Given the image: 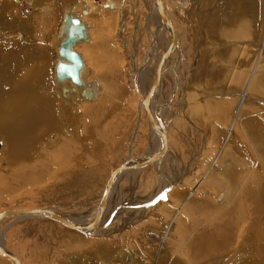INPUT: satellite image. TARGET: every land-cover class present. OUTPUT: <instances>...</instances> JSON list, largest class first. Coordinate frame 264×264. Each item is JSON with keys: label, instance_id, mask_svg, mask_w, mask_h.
Here are the masks:
<instances>
[{"label": "rangeland", "instance_id": "374dc122", "mask_svg": "<svg viewBox=\"0 0 264 264\" xmlns=\"http://www.w3.org/2000/svg\"><path fill=\"white\" fill-rule=\"evenodd\" d=\"M121 1V8L111 12L104 9H112L105 5L107 0H88V6L92 9L86 11L88 14L83 20L91 44L86 47L76 45L77 53L81 55L86 68L83 80L89 87L92 81L98 84L102 92L98 101L103 103L108 112L102 118V114L97 117L101 121L97 120L95 127L100 126L101 133L96 136L98 131L85 134L80 117L87 113V105L92 104L76 99L74 109L62 110V99L56 91L53 78L58 28L64 14L75 11L72 10L75 0H0V93H6L14 81L18 86H21L17 82L19 79L26 81L25 86L30 88L27 90H34V100L40 94L45 97L42 100L55 99L57 103L51 108L56 116L54 115L55 122L52 121L51 125L59 123L56 128L49 127L43 131L40 142L35 146L36 153L29 155L25 161L26 174L22 177L14 176L16 171L8 170L7 159L2 155V152L6 155V142L0 137V157L3 158H0V213L13 209L51 208L77 221L81 217L77 219L76 216L89 215L99 205L107 181L122 163L151 153V143L154 139L157 140L154 134L156 130L147 112L141 109L133 91L135 67L131 65L132 57L139 64L146 58L148 10L147 5L138 4V0H118V3ZM263 1L247 0L251 5L255 2L257 13L264 8ZM247 2L201 0L199 10H195L194 15L189 14L192 11L177 8L168 12L183 49L182 54L186 57L185 62L191 68L186 70V65L181 66V63L178 85L173 88L169 87L173 81L172 75L167 72L166 76H169H164V83L162 82L158 91V99L161 97L158 104L161 108L160 115L169 121L167 149L170 154L161 164L162 174L169 179H166L167 182L173 183L171 189L167 190L168 183L161 179L163 175H158L159 167L156 163L135 168L123 177L120 176L115 187L117 190L112 193L105 209L107 218L112 220L106 228L99 230L101 234L95 230L91 232L94 235H86L44 218L14 217L0 223V243L4 249L21 258L23 264H177L175 260L180 259V254L202 246V240L199 243L193 242L192 245L190 241L196 237L192 236L198 235L196 239H202L200 231L208 230V242L205 239L203 241H206L205 247L214 250L210 248L208 256L201 260L194 259L190 264L212 262L221 256L226 259H220L217 264L250 262L251 258L246 257L242 263H227L229 249L219 248L228 243L225 228L232 227L236 221L226 216L225 209L221 211L222 214L219 212L209 216L208 213V217H202V220V210L200 214L198 211L189 216L186 214L188 219L184 220V225H179L181 231H175V225H171L176 213L180 211L182 200L190 190L194 191L198 187L200 196L215 197L220 184L219 179L212 177L217 173L214 171L225 167L224 164L232 165L233 169L245 168L237 172L238 181H242L241 175L247 171L254 173L255 170V173H259L258 170L261 169L262 172V168L258 166L259 154L254 143L257 138L254 140V136L261 137L264 134V48L260 50V46H255L253 37L242 38L236 45L234 54H228V60L215 63L217 56L222 58L219 50L222 48V52H225L223 46L228 48L236 43L227 37L226 21L230 18L226 16L237 15L233 14L234 10L242 12ZM50 12L54 19L52 21L45 17L48 22H52L50 30L45 32L40 27L43 26L41 17L48 16ZM76 13L79 14V10ZM214 64L215 68L212 69ZM155 65V60L151 59L147 72L154 71ZM34 67L37 71L32 70ZM252 75L255 80L260 81L256 83L257 89L247 93L249 97L246 103L249 107L237 118L238 124L233 129L232 140L236 147L232 153L229 146L225 149L222 145L226 142V133L232 129L237 99L243 91H247L241 86L242 78ZM149 82L150 79H147V84ZM66 83V88L67 85L74 88L69 81ZM171 90L172 103L167 100ZM226 104L228 108H225ZM153 105L155 106L154 103ZM67 127L72 138L65 136L63 132ZM52 135H55V141L48 142ZM221 153L226 156L225 163L212 169L211 162L217 161L218 157L222 158ZM172 158L176 161H172ZM228 170L232 169L226 168L225 172L228 173ZM207 173L211 176L205 180ZM6 178L8 179L3 182ZM261 182L264 184V179ZM162 192L164 196L159 205L158 202L151 208H142V202L150 201ZM174 197L179 199H173ZM114 203H117V214L113 215L109 210H113ZM134 213L137 218H134ZM259 216L242 214L240 218L243 224L234 231L233 238L258 228L252 226L251 229V224L260 221ZM217 217H221V222H217L212 232L210 225L212 221L219 219ZM81 221L84 222L83 219ZM167 225L173 230H168ZM109 230L115 232L111 234ZM108 243L112 245L107 250ZM216 244L220 245L216 247ZM256 245H259L255 243V252L258 254ZM116 250L130 252L134 256L119 261L117 255H114ZM8 263L5 258L0 260V264Z\"/></svg>", "mask_w": 264, "mask_h": 264}, {"label": "bare ground", "instance_id": "6f19581e", "mask_svg": "<svg viewBox=\"0 0 264 264\" xmlns=\"http://www.w3.org/2000/svg\"><path fill=\"white\" fill-rule=\"evenodd\" d=\"M246 2H247V0H246ZM142 3H145L147 5L146 10H148V12L146 13L147 14V20L146 21L148 24L147 27H149V28H147V32H148V36H147L148 47L147 48L148 49L146 50V58L144 57L143 62L141 64H139L138 61L135 60V57H132L131 65L133 64V68L135 67L134 68L135 69L134 70V76L132 78V83H133L132 88H133V91L135 92V94L139 100V104H140L141 109L143 108L147 112L148 118L156 130L154 134L157 136V137H155V138H157V140L154 139V142L151 143L152 144L151 153H149L148 155H146L147 154L146 153L145 156H142L140 158H136V159L131 158L130 160H126L120 166L122 168H118L117 170H115L114 174L111 175L112 177L109 179L110 182H109L108 186L107 187L105 186V188L103 189V192L101 193V197H100L101 199H100L99 205L92 210V213L89 215H86V216H85V214L78 215V216L75 215L76 216L75 218L78 219L79 217H81L80 219H83L84 222H82V221L80 222V219L77 221L72 220L69 217H67L61 213L55 212L54 209L48 208V209H13V210H33V211H37V212L22 213V214L16 213V214L11 215V216L3 217L2 219H0V223L3 220H6L8 218H14V217H16V218L37 217V218H44V219L56 221V222L62 224L63 226H65L66 228L77 230L80 233H83L86 235H94L95 230H97L98 232H99V230L101 231V229L106 228L112 220L109 217L107 218V215L105 214L107 212L105 211V209L109 205V199L111 198L112 193H114V190H115V187L119 181V178L123 177L128 171H132L133 169L135 170V168H144V167H147L148 165H150L152 163H156V166L159 167V169H158L159 174L158 175L159 176L163 175L162 174L163 173V166H162L161 162L164 160V158L166 156H168L170 154L168 149H167V134H168V128H169V121L164 119L165 117H162L163 115L162 116L160 115L161 108L158 106V104L161 102V100H160L161 97L158 99V94H160L158 91L160 90V88L162 87V85L164 83V80H165L164 76H166L167 72H170L172 75L173 81L171 82V85H169V87L171 88V86H172V88H173L174 85H178V80H179L178 71L180 70L179 66L181 65V63H182L181 66L186 65V70L191 69L187 66V64L185 62L186 57H184V54H182L183 49L180 45V40L178 38V34L175 32L174 25L172 24V20H170V18H169L168 12H170V10L172 8H177L179 10H185L187 12L192 11V13L189 12V14L194 15V11L197 9L199 10V4L201 3V0H138V4H142ZM88 4H89L88 0H75V5L72 7V10H75V11H70V12H67V14H64L62 24L59 26L60 28H58L59 31L57 33V43H56L57 60H56V63L54 65V68H53V78H54V82L56 84L55 85L56 91L58 92L60 98L62 99V100H60L62 110L63 109H74L73 105H75L76 99L80 102H86L87 101V102H90L92 104V106L87 105L88 106L87 107L88 110H86L87 113L85 112V115L80 116V117L82 118V122H83L84 127H85L84 128L86 131L85 134L88 135L92 131H98V133L96 134V136H98L101 133L100 132L101 127L98 126L96 128L95 126H96V124H98L97 120H99V121H101V120L97 119V117L102 114V116H101V118H102V117L106 116L108 114V112L106 111V108L103 106V103H99V101H98V99H100V96L102 95L101 89L99 88L98 84H96L95 81H92L91 83H89V85H90V87H89L83 80V74L86 71L85 70L86 68H85V64L83 62L81 55L79 54L81 59H82V68L78 71V76H79V80H80L81 84L74 83L71 80V78H69V77H66L64 79H59L56 76V67H57L59 62L70 63L64 57H61L59 54V51H58L61 42L64 41V39L66 38V35H67V31L62 28L63 25H65V23H66V16H70L72 18H78L80 20V22H82L85 26V31L83 32L84 38L78 37L77 41H75V43L72 45V49L77 53V46L78 45H84L86 47V46L91 44L90 43L91 41L89 38V33L87 32V27H86V24L83 20V17L88 14L86 11L87 10L89 11L90 9H92L88 6ZM251 4L252 3H248L242 12L234 10L233 14L237 13V15H235V16L230 17L229 14H228L229 16L225 15L226 18H228V17L230 18V19H228L229 21L228 20L226 21L227 22V25H226L227 37L231 40H234L236 43L234 46L228 47V48L226 46H223L225 48V52L224 51L222 52V48H221V50H219L220 51L219 55L222 58L219 57L220 58L219 59L217 56V60L215 59L216 60L215 63L221 62V60L223 62L228 60L227 59L228 54L233 53L235 51L236 45L239 44V42H240L239 40H241L242 38L245 39L246 37H253V40H255V42H256V43L254 42L255 46L256 45H258V47L260 46V50L262 48H264V8L262 9V11L260 10V12L257 13L256 8L254 6L255 2L253 3V5H251ZM105 5H108L109 7L112 8V9H110V8L104 7L105 11L108 10V11L113 12L114 10L118 9V7H119V9L121 8L122 1H121V3H118V0H107ZM244 6H245V3H244ZM263 7H264V1H263ZM77 10H79V14L76 13ZM45 17L46 18L48 17L52 21L54 18H53V15L51 12L48 16L42 15V17H41V19L43 21V26H40V27H42V29L45 32H48L50 30V26H51L52 22H48ZM44 18H45V20H44ZM121 18H122V16H121ZM40 25H42V22H40ZM150 28H152V29H150ZM203 33H204V31H203ZM253 40H251V41H253ZM87 48H89V47H87ZM168 51H169V54H167L165 57H163ZM151 59L155 60L156 65L154 66V69H153L154 71L151 70L148 73L147 72L148 70H146V69L149 67ZM215 65L216 64L212 65V69ZM255 65H257V64H255ZM255 67H257V66H255ZM32 70L37 71V68L34 67V68H32ZM253 70H254V68H253ZM252 74L254 75V73H252ZM253 75H252V77L246 76L245 78H242V85L241 84L240 85L243 86L244 89H246L247 91H245L246 94L243 91L242 94H240V97L237 99V105L235 106V110H234L235 114L233 117L234 120H233L232 129L226 133V137H225L226 142L224 141L223 145H222V146H224L225 149L227 146H229L232 153H234L235 147H236V145L233 146L232 140H233V129H234V127L238 121L237 118L241 114H243V112L246 111V109L249 107V105H247V103H246L247 97H249L247 95V93L254 91V89H257L258 87H257L256 83L260 81V79L255 80ZM168 76L169 75H167L166 77H168ZM81 77H82V79H81ZM147 79L148 80L150 79V82L148 84H147ZM66 81H69L74 86V88H72L70 85H67V88H66V84H67ZM17 82L18 83L20 82L21 86H18L17 84H15V81H14V84H11L9 89H7V92L4 94H3L4 91H2V89H1L2 93H0V137H2L3 140L6 142V149H5L6 155H4L3 152H2V155H3V158L5 156V158L7 159V163L9 165L8 170L16 171L13 175L18 176V177H20V176L22 177V175L24 176L26 174V170H25V166H24L25 161L28 159L29 155L32 156L33 154L36 153V147L35 146L38 142H40L39 140L41 139L43 131L49 127L56 128L59 123L57 122L58 121L57 120L56 122L58 124L55 125V123H54L53 125H51L52 121L55 122V120H54L55 112L52 113V111H54V110L51 108V106H54L57 103L55 101V99L49 100L50 99L49 98L48 100L47 99L42 100L45 97L43 94H40L39 97L37 98V100L36 99L34 100L32 98L34 96L32 94V92L34 90H31V92L27 90L30 88L25 86L24 82H26V81L23 82L22 80L19 79ZM239 82H240V80L238 81V83ZM243 82H245V83H243ZM40 84H42V83L40 82ZM30 86H31V84H30ZM75 88H77V89L75 90ZM85 88H88L91 91L90 96L84 95L83 90ZM72 91H74V92L72 93ZM172 92H173V90L170 91L169 97L167 99L168 101L170 100L171 103H172V99H173L171 96ZM48 94L49 93H47V91H46V95H48ZM67 94H69V95H67ZM51 95H53V94H51ZM55 97H57V96H55ZM144 98H146V99H144ZM183 98H184V96H183ZM153 103L155 104V106L153 105ZM227 106H228V104H226L225 108L229 107V106L228 107ZM103 111H105V113H103ZM106 112H107V114H106ZM1 113H4V115H1ZM245 113H244V115H245ZM150 116H152L153 119L150 118ZM65 117H66V115H65ZM59 121H60V119H59ZM140 123L141 122H139V124ZM68 128L69 127H67L66 129H63V132L65 133V136L72 138L73 135L71 136V133L69 132V130H67ZM236 128H237V125H236L235 129ZM102 129H104V127ZM250 135H252V134H250ZM54 136L55 135H52L51 138L48 139V142L53 141L55 139ZM56 138H57V135H56ZM255 138H257V139L255 140ZM254 140H255L254 143L256 146V152L259 154L258 161H260L259 163H261V166L259 163H258V166L262 168V172H260L261 169L258 170V168H257V170L259 173H255L256 172L255 170L253 171L254 173H252V172L248 173V171L246 173L245 172L246 170H245L244 171L245 173H242V175H241L242 181H238L237 180L238 179L237 172L240 170H244L245 168L244 167H241V168L235 167L233 169V167H231L232 165L224 164L225 158H226L225 154H227V153L223 150L225 152V154L221 153V156H222V158L220 157L221 159L218 157L217 161H213V163L211 162V167H212V169H215V168H217V166L224 164L227 169H232V170H228V173H226L225 172L226 168L222 166L219 169V171H214L217 173L212 178H216L217 180L219 179V184H220L216 189L218 191L217 192L215 191L216 192L215 197H213L212 195L209 196L210 198H206L205 196L204 197L200 196V192L198 191L199 190L198 187L195 188L194 191L190 190L189 193L187 194V196L185 195L184 199L182 200L181 205H180L181 208L179 209L180 211L176 213V215L172 221V224H171V225H175V231L176 230L181 231V230H179L180 229L179 225L180 224L184 225L183 224L184 220L188 219L185 217L186 214H188V216H189L190 214H193L192 212H194V211H198L200 214V211L202 210V213H201L202 214L201 220H202V217H204V219L206 217H208V215H207L208 213H209V216H210V214L216 215V214H219V212L221 213V211L225 209L227 211L226 216L233 218V220H236L235 225L237 226V227H235V225H233L230 228H225L226 232H227L226 241H228V243L223 244L221 247H219V248L223 247L224 249L227 247L229 249L228 252H230V253L228 255V259L226 260L227 263L228 262L239 263L242 260H245L246 257H249V258H251V260H249L250 262H248V263L245 262V264H264V184L261 182V180L264 179V134L261 137H259L257 135L254 136ZM1 146H2V142L0 143V148H1ZM56 150H57V147H56ZM96 150H97V148H96ZM3 158H1V159L3 160ZM149 159H150V162L145 163L146 160H149ZM172 161H176V160L172 158ZM218 161H219V163H218ZM29 163L30 162H28V164ZM140 163H143V164H140ZM137 164H140V165L137 166ZM232 164H235V163H232ZM5 167H7V166H5ZM35 168L37 169V166ZM33 172H36V171H33ZM35 176H36V174H35ZM209 176H211V174L209 175L207 173L206 176L204 177V179L206 180ZM226 176H228V178L225 179ZM7 179L8 178L4 179L3 182ZM161 179L164 182H167V180L169 181L168 178H165V175H163V177H161ZM203 182H205V181H203ZM203 182H201V183H203ZM167 183H168L167 190H170L171 185H173V183H169V182H167ZM104 193H105L106 199L104 198L105 200L102 203V198L104 196ZM163 196H164V192L158 193L155 197L150 199V201L146 200V201L142 202L141 204H144V205H142V208H144V209L151 208L152 206L156 205V203H158L162 199ZM156 197H158V199H156L155 202H152L153 199H155ZM177 198L178 197H174L173 199H177ZM116 204L117 203H114V205L112 206V207H114L113 210L108 209L109 212L112 211L113 215L117 214V213H115L116 208H117ZM159 204H160V202L158 203V205ZM5 211H7V210H5ZM140 211H142V210H140ZM134 214H135L134 218H137L136 213H134ZM242 214H252V215L256 214V216L260 215L259 216L261 218L260 221H256L255 223L251 224V229H253L252 226L258 227V228L254 229V230H248L246 232L243 231L244 233H241L239 236H236L235 238H233L234 231L240 227V224H243V220L240 218V216ZM116 217L118 218V216H116ZM209 218L207 219V222H209L208 221ZM217 218H219V217H217ZM211 219H213V218H211ZM61 220H65L67 223L62 222ZM93 220H95L96 224L95 223L92 224ZM217 220L212 221V225H210V227H211L210 229L212 232H213L215 226L217 225V222H218V224L221 222L220 221L221 217ZM231 224L232 223H230V225ZM249 224H248V226H250ZM92 225H93V227H92ZM248 226H247V229H248ZM167 228L170 231L173 230L168 225H167ZM182 228H183V226H182ZM242 229H240V231ZM92 231H94V232L91 234ZM109 231L111 232V230H109ZM258 231H259V233L257 234ZM112 232H111V234H112ZM207 232H208V230L200 231V233H202L203 235H202V239L200 238L198 240L196 239V237L198 235H193L192 238L194 236H196V237H194L190 241L191 244L193 245V242L199 243L200 240H202V242H203V243H201L202 246L200 248L199 247H197V248L193 247V250H191V249H189V251L186 250L183 255L180 254V259H176L175 262L177 264H190V261H192V260L194 261V259L201 260V259L205 258L206 256H208V254L211 252V250H214V249H212L210 247L211 248V250H210V248L205 247L206 241H203V240L205 239L208 242ZM199 236H200V234H199ZM109 237H111V236H109ZM213 242H214V240H213ZM101 243L103 244L104 242H101ZM233 243H234V246L232 247ZM255 243H257L259 245V246L256 245L257 250H259L258 254H256L257 252H255ZM111 245H112L111 243H108L106 245V249L108 250L111 247ZM209 245H210V243H209ZM218 245H220V244H216V247H218ZM0 248H2V250L5 251L6 253H9V254L15 256L16 259L19 261V264H23L21 258L19 259L13 253L4 249V247L2 246V243H0ZM104 253H106V252H104ZM114 255H117V258H119V261H122L124 259L131 258L133 254L130 252L127 253L124 250H118L117 253H114ZM4 258H5V260H7L9 262L8 264H15L9 257L0 253V260H2V259L4 260ZM220 259L225 260L226 258L221 256V258H218V260H213L212 262L206 261V262H204V264H209V263L217 264L218 262H220ZM69 264H71V263H69Z\"/></svg>", "mask_w": 264, "mask_h": 264}, {"label": "water", "instance_id": "95a60500", "mask_svg": "<svg viewBox=\"0 0 264 264\" xmlns=\"http://www.w3.org/2000/svg\"><path fill=\"white\" fill-rule=\"evenodd\" d=\"M62 28L67 31V35H66V38L64 39V41L61 42L58 51H59L60 56L64 57L70 63L59 62L57 67H56V76L59 79H64L66 77H69V78H71V80L74 83L81 84V82L79 80V76H78V71L82 68V59H81L80 55L72 49V45L75 43V41H77L78 37L84 38L83 32L85 31V26L82 22H80V20L78 18H72L70 16H66V23H65V25H63ZM167 54H169V51L163 57H165ZM83 93L85 96L91 95V91L88 88H85L83 90ZM144 99H146V98H144ZM150 118H152V116H150ZM149 162H150V159L146 160L145 163H149ZM140 164H143V163H140ZM140 164H137V166H139ZM119 168H122V167H119ZM113 174H114V172L112 173V175ZM109 182L110 181L108 180L106 183V187L108 186ZM104 198L106 199L105 193H104V196L102 198V203L105 200ZM156 199H158V197L153 199L152 202H155ZM33 212H37V211H33V210H7V211H3L0 213V219H2L3 217H6V216L14 215L16 213L22 214V213H33ZM95 220L92 221V224L95 223ZM61 221L64 223H67L65 220H61ZM92 227H93V225H92ZM0 253L9 257L15 264H19V261L16 259L15 256H13L9 253H6L5 251L2 250V248H0Z\"/></svg>", "mask_w": 264, "mask_h": 264}]
</instances>
